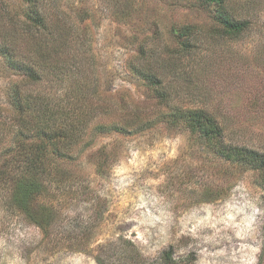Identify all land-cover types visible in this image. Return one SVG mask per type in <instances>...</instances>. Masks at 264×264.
Segmentation results:
<instances>
[{
	"label": "rangeland",
	"instance_id": "374dc122",
	"mask_svg": "<svg viewBox=\"0 0 264 264\" xmlns=\"http://www.w3.org/2000/svg\"><path fill=\"white\" fill-rule=\"evenodd\" d=\"M227 2L251 22L237 39L215 33L221 23L205 0H37L49 30L36 33L25 29L26 0H0V53L42 77L23 92L37 112L63 110L85 133L62 167L66 182H46L34 203L52 210L48 232L0 192V264H264L263 177L171 125L205 110L229 141L264 153V0ZM186 25L197 34L183 55L172 29ZM3 54L0 165L18 125L11 89L25 82ZM138 69L162 77L168 104Z\"/></svg>",
	"mask_w": 264,
	"mask_h": 264
},
{
	"label": "trees",
	"instance_id": "16d2710c",
	"mask_svg": "<svg viewBox=\"0 0 264 264\" xmlns=\"http://www.w3.org/2000/svg\"><path fill=\"white\" fill-rule=\"evenodd\" d=\"M26 1L30 9L25 21L27 32L49 30L47 18L37 8V0ZM205 1L206 5L215 8L216 18L221 27L214 31L219 36L237 39L250 29L251 22L237 19L229 9L227 0ZM195 30L196 27L193 25L172 29V35L181 43L177 53L183 55L191 53L194 46L193 36L197 34ZM0 54H3L9 66L25 72L23 85L19 84L11 89L10 103L17 112L18 119L15 122L18 125L13 139V149L4 154L10 157L0 165V184L3 185L0 192L4 193L9 203L17 210L27 214L33 223L48 232L53 217L52 210L44 206L37 211L34 209V203L46 190V182L55 186L66 182L61 176L62 167L67 160L73 159L71 147L75 146L78 140H84V127L82 123L78 126V120L75 117L71 118L69 113L63 110L50 112L48 108H43L37 112L36 100L25 94L21 87L39 82L42 77L38 70L34 66L21 64L22 62H18L9 51H2ZM149 57L144 49L138 58L145 62ZM136 73L141 77L143 84L156 94L160 107L168 104V97L162 91L164 80L158 73L150 69H138ZM81 102V97L76 98L72 108L79 111ZM56 112L58 115L54 114ZM180 123H184L192 134L213 147L220 160L229 163L232 168L257 172L264 179V153L229 141L222 120L205 110H186L174 119L171 125ZM108 127L99 124L97 128L103 130ZM114 129L118 133L124 132L123 128Z\"/></svg>",
	"mask_w": 264,
	"mask_h": 264
}]
</instances>
